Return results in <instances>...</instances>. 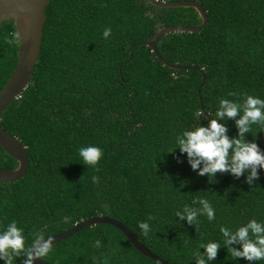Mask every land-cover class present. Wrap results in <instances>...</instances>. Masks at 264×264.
<instances>
[{
    "label": "trees",
    "instance_id": "obj_1",
    "mask_svg": "<svg viewBox=\"0 0 264 264\" xmlns=\"http://www.w3.org/2000/svg\"><path fill=\"white\" fill-rule=\"evenodd\" d=\"M196 1L208 16L204 27L167 32L154 46L170 62L201 69L205 78L198 92V69L167 67L144 44L164 25L198 23L194 7H160L148 0L48 1L31 80L0 113V125L28 156L24 175L0 182V232L16 221L27 246L35 232L50 235L103 214L122 222L168 264H196L201 245L213 241L221 248L206 264H264L233 259L220 232L221 226L235 231L252 219L264 223V169L252 185L245 182L247 173L238 179L217 173L210 182L176 144L185 130L215 118L221 98L264 99V0ZM108 27L111 35L104 39ZM13 32L11 19L0 23V88L17 59V44L5 43ZM201 111L207 118L197 115ZM221 122L230 137L238 135L234 120ZM245 138L264 151L261 125H252ZM89 145L103 150L99 171L79 157L78 149ZM15 165L0 147V166ZM196 198L210 202L214 220L199 216L194 226L175 216L185 205L200 207L192 203ZM149 215L155 219L145 237L138 223ZM96 240L100 247L93 246ZM44 261L158 264L103 222L56 241Z\"/></svg>",
    "mask_w": 264,
    "mask_h": 264
},
{
    "label": "clouds",
    "instance_id": "obj_2",
    "mask_svg": "<svg viewBox=\"0 0 264 264\" xmlns=\"http://www.w3.org/2000/svg\"><path fill=\"white\" fill-rule=\"evenodd\" d=\"M111 31L110 27L104 29V39L110 37ZM21 41L19 32L10 33L5 37V43L8 45H16ZM236 95L233 91L228 93V96ZM197 115L207 118L203 111ZM227 119L235 121L238 130L236 137H230L228 127L221 122ZM257 124L261 125L264 131V99L247 94H244L242 103L221 98L215 118L208 120L207 126L199 125L193 130H185L182 135L176 137V144L180 152L186 154L191 168L200 176H208L210 182L217 173H229L237 179L247 173L245 182L252 185L259 179L258 169H264V151L256 142L246 140L245 134L251 132L252 125ZM78 154L83 164L99 171L97 165L103 156L100 147H80ZM92 181L98 183L99 177L93 176ZM192 203L200 207L185 205L182 211L175 213L180 221L186 220L189 225L195 226L199 216H206L209 221L215 219V210L207 199L196 198ZM154 219V216L149 215L146 220L138 223V228L145 237H148L151 231L149 221ZM220 232L223 245L233 259L244 258L249 262L264 260V223L252 219L235 231L221 226ZM33 237L31 244L26 246L24 230L18 227L16 221H12L0 232V259L6 264H14L18 257H24L21 264H34L37 259L45 260L53 251L54 238H45L43 232H35ZM93 246L100 247L101 242L96 240ZM201 248L204 252L195 254L196 264L215 260L221 245L213 241L202 244Z\"/></svg>",
    "mask_w": 264,
    "mask_h": 264
},
{
    "label": "water",
    "instance_id": "obj_3",
    "mask_svg": "<svg viewBox=\"0 0 264 264\" xmlns=\"http://www.w3.org/2000/svg\"><path fill=\"white\" fill-rule=\"evenodd\" d=\"M48 1L49 0H0V23L3 20L11 19L14 26V32H19L22 37L21 43L17 44V59L15 66L0 88V113L5 109L7 104H9L13 99L19 96L20 92L27 86V84L31 80L32 70L34 64L38 59L40 50L42 27L45 19L44 9ZM148 1L160 7L192 6L199 13L200 21L198 23L167 24L160 27L144 41V44L154 52L158 60H160L167 67L180 69H198L202 74V78L196 87V91L198 92L205 78L201 69H199L195 65L170 62L162 58L155 49L154 42L159 37L170 31L191 32L203 28L208 20V16L206 15L205 10L196 0ZM0 147L16 161V165L12 168H5L0 166V182H11L17 180L22 175H24L28 168V156L27 152L25 151L24 145L16 136L10 134L0 125ZM99 222L110 224L119 229L136 250L148 256L156 263L168 264L166 260L151 252L141 242H139L136 239L134 233L130 231L122 222L103 214L90 215L73 223L60 232L46 235L45 238H47L48 236H52L54 238L53 243H55L56 241H59L60 239L71 235L84 226L93 225ZM34 264L50 263L45 262L42 259H37Z\"/></svg>",
    "mask_w": 264,
    "mask_h": 264
}]
</instances>
